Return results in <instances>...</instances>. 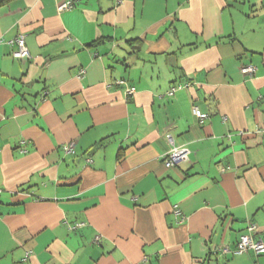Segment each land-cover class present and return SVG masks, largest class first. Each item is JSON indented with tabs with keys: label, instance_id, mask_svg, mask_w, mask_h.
<instances>
[{
	"label": "crops",
	"instance_id": "0c3cea01",
	"mask_svg": "<svg viewBox=\"0 0 264 264\" xmlns=\"http://www.w3.org/2000/svg\"><path fill=\"white\" fill-rule=\"evenodd\" d=\"M62 1L0 0V264H264V0Z\"/></svg>",
	"mask_w": 264,
	"mask_h": 264
},
{
	"label": "built area",
	"instance_id": "2783aa9c",
	"mask_svg": "<svg viewBox=\"0 0 264 264\" xmlns=\"http://www.w3.org/2000/svg\"><path fill=\"white\" fill-rule=\"evenodd\" d=\"M77 0H65L62 1L58 4V10L59 11H63L66 9H70L73 8L76 4ZM10 44H13L16 46V49H14L12 51V55L15 59L18 60H24V59H29L32 57V55L30 54V51L26 45V34L25 33H19L18 35H16L11 41ZM257 70L256 65L253 64H247L242 66L241 68V72L245 75H253L255 74ZM84 71H82L83 73ZM190 84L189 83H183V84H176L173 85L168 91L167 94L168 95H174V93L178 90V89H182L185 87H189ZM135 92V87H129L127 89V94H133ZM192 110H193V114L194 116L197 118L198 123L203 124L205 119L207 118L208 114L204 113L201 111V109L199 108V106L197 104H193L192 106ZM169 141L172 142V138L169 135L168 136ZM65 150L67 152H73L75 149V143L74 142H70L68 144H66L64 146ZM189 151L187 148L185 147H176L173 146L172 150L170 151L168 157H166L164 159V164L166 165V167H174L176 165H178L179 163L186 161L189 157ZM78 226L80 224H77ZM257 230V227L255 224L250 223L247 227V232L242 234L238 240V242L236 243L235 249L233 250V252L241 254L244 252H247L249 250H253L255 253L257 254H263L264 253V239L262 238H258L255 239L254 238V234ZM99 237L96 236L95 240H98ZM223 252H228L229 249L224 248L222 249Z\"/></svg>",
	"mask_w": 264,
	"mask_h": 264
},
{
	"label": "trees",
	"instance_id": "16d2710c",
	"mask_svg": "<svg viewBox=\"0 0 264 264\" xmlns=\"http://www.w3.org/2000/svg\"><path fill=\"white\" fill-rule=\"evenodd\" d=\"M180 84H183V83H180ZM164 162V161H163Z\"/></svg>",
	"mask_w": 264,
	"mask_h": 264
}]
</instances>
